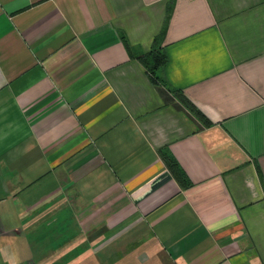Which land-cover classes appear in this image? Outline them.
Returning a JSON list of instances; mask_svg holds the SVG:
<instances>
[{
	"label": "crops",
	"instance_id": "1",
	"mask_svg": "<svg viewBox=\"0 0 264 264\" xmlns=\"http://www.w3.org/2000/svg\"><path fill=\"white\" fill-rule=\"evenodd\" d=\"M0 264H264V0H0Z\"/></svg>",
	"mask_w": 264,
	"mask_h": 264
},
{
	"label": "trees",
	"instance_id": "2",
	"mask_svg": "<svg viewBox=\"0 0 264 264\" xmlns=\"http://www.w3.org/2000/svg\"><path fill=\"white\" fill-rule=\"evenodd\" d=\"M157 42L155 41L153 48L146 54L136 57L137 61L144 68L145 73L153 86L162 87L166 92L181 105V107L199 124L203 127H209L211 122H209L199 110H197L183 95L181 92L176 90H171L166 87L164 80L160 75L161 69L166 65L167 58L163 52H161L157 47ZM129 51V47H126ZM162 160L167 167L170 174L182 185L186 186L188 184L187 179L182 173L181 169L178 167L174 159L167 153H161Z\"/></svg>",
	"mask_w": 264,
	"mask_h": 264
}]
</instances>
